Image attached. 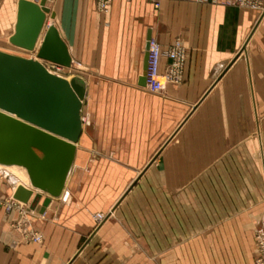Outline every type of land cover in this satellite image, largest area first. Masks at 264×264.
<instances>
[{
  "label": "crops",
  "instance_id": "crops-1",
  "mask_svg": "<svg viewBox=\"0 0 264 264\" xmlns=\"http://www.w3.org/2000/svg\"><path fill=\"white\" fill-rule=\"evenodd\" d=\"M85 81L82 133L62 194L49 195L0 166V196L24 184L35 242L0 206V264H184L176 240L202 224V264H255L264 226V13L234 0H48ZM18 0H0V49ZM186 48L180 81L162 92L139 84L148 33ZM37 45V46H38ZM169 63L162 57L161 71ZM103 215L98 220L96 216ZM193 218V219H192ZM202 234V236H201ZM180 255V254H179Z\"/></svg>",
  "mask_w": 264,
  "mask_h": 264
},
{
  "label": "water",
  "instance_id": "water-1",
  "mask_svg": "<svg viewBox=\"0 0 264 264\" xmlns=\"http://www.w3.org/2000/svg\"><path fill=\"white\" fill-rule=\"evenodd\" d=\"M48 16L55 18L47 0H18L9 42L35 57L0 49V165L23 167L32 188L49 195L41 212L65 187L82 133L86 93L82 78L52 73L43 63L63 68L72 65L68 47L54 23L47 26L38 45ZM151 39L149 32L139 77L142 86H146ZM13 197L25 204L31 200L34 207L42 195L19 184Z\"/></svg>",
  "mask_w": 264,
  "mask_h": 264
},
{
  "label": "built area",
  "instance_id": "built-area-1",
  "mask_svg": "<svg viewBox=\"0 0 264 264\" xmlns=\"http://www.w3.org/2000/svg\"><path fill=\"white\" fill-rule=\"evenodd\" d=\"M34 2H40L41 0H32ZM48 1V0H47ZM96 7L99 12H105L111 0H95ZM154 7L158 9L160 7V0H150ZM242 6H247L258 14L264 11V0H234ZM162 57H167L169 63L166 65L164 71H161ZM186 61V48L183 45L181 39L177 38L167 48H162L161 45L153 38L150 40V48L148 50V66L146 69V88L151 92H162L168 82H177L181 80L184 65ZM46 68L55 73L60 71L63 67L51 63L43 62ZM0 204H3L6 213L11 212L13 209H18L20 213L19 220L15 223V228L21 231L29 240L39 242L42 236L37 231H32L29 228L28 221L26 219V212L24 211V203L16 200L13 196L3 198L0 197ZM98 220L103 219L102 214L96 216ZM257 242V258L256 264H264V226L260 228L256 233Z\"/></svg>",
  "mask_w": 264,
  "mask_h": 264
},
{
  "label": "rangeland",
  "instance_id": "rangeland-1",
  "mask_svg": "<svg viewBox=\"0 0 264 264\" xmlns=\"http://www.w3.org/2000/svg\"><path fill=\"white\" fill-rule=\"evenodd\" d=\"M262 13H264V11ZM261 14L259 13V15H261ZM70 71L71 70L69 67V68H63L60 71H55V72L60 76L68 77L71 74ZM261 164L264 167V159L261 161ZM9 171L12 174H14V175H16L22 179V175L20 173H18L17 171H14L11 169H9ZM3 198H5V197H1V199H3ZM0 206L3 207V204L2 205L0 204ZM198 231H202V224L192 223L191 224V238L187 239L185 241H182V240H180V241L176 240L175 241V246L177 249L176 253L180 254V255L178 254V258H180L179 260H181L180 261L181 263H184V264H202V238H200V239L196 238L198 235ZM201 236H202V234H201ZM255 238H256V235H255ZM256 258H257V242H256L255 264H256Z\"/></svg>",
  "mask_w": 264,
  "mask_h": 264
},
{
  "label": "bare ground",
  "instance_id": "bare-ground-1",
  "mask_svg": "<svg viewBox=\"0 0 264 264\" xmlns=\"http://www.w3.org/2000/svg\"><path fill=\"white\" fill-rule=\"evenodd\" d=\"M0 166H2V165H0ZM5 167H9V169L17 171L18 173H21L22 175H24L28 179L27 172L23 167H19V166H5Z\"/></svg>",
  "mask_w": 264,
  "mask_h": 264
}]
</instances>
